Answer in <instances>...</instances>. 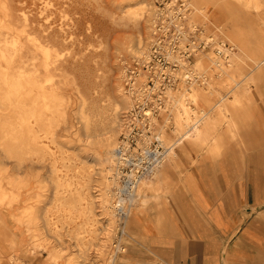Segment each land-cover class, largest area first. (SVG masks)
<instances>
[{"label": "bare ground", "instance_id": "obj_1", "mask_svg": "<svg viewBox=\"0 0 264 264\" xmlns=\"http://www.w3.org/2000/svg\"><path fill=\"white\" fill-rule=\"evenodd\" d=\"M174 1L176 0H171ZM181 1L186 9L183 16L184 24L189 31H193L198 23L204 26L213 24L217 34L224 39H221L220 44L216 39L203 34L201 30L198 36L206 43L210 42V51L208 53L193 51L192 65H189L179 52H171L169 47L163 46L166 53L171 56V61L176 62L177 68L169 70L173 82L164 88L160 96L162 106L157 112L162 120L154 114L151 119V137H155L157 145L162 147V155L153 157L149 162L152 169L149 171L151 167L146 168L149 175H140L131 191H126V186L119 187L122 194H125L119 195L120 197L112 202L107 194L112 185L117 186L116 176L120 173L119 169L129 159L118 150L119 143L118 141L116 143V136L123 127L121 110L131 105L130 97L116 85L117 98L100 106L96 104L94 95L85 96L75 76L66 78L64 75V80H53L49 73V65L51 63L55 65L61 57L57 53L53 55L48 44L41 43L31 34L33 22L40 21V17L47 15L50 0H0V105L8 106L11 114V121L5 120L0 125L1 150L6 157L19 159L22 150L48 149L47 141L54 142L51 133L54 123L58 120L68 122L69 127L76 126L75 128L82 132L85 145L95 150L93 152L95 164L99 166L96 167L95 174L100 175L104 184L100 201L105 208L104 213L108 216L105 224L107 233L115 227L118 220L124 221V229L126 227L128 229L136 211L147 206L150 201L159 208L160 198L168 191L172 194L171 190L174 188L171 189V183L164 170L169 165H176L178 152L186 151V147L191 146L194 150L203 152L212 161L218 160L224 155L228 143L233 138L242 136L254 119L252 98L249 94L251 88L257 86L259 72L264 68L262 39L264 38V0ZM133 2L132 9H128L119 17H113L112 20L115 24L123 26L131 24L137 30V37L130 45L119 44L118 47L121 46L141 56L146 53V45L141 36L143 23L145 22L147 29L149 28L148 37H151L150 27L154 22L152 19L155 12L152 0H133ZM209 5L217 8L220 17L225 20L224 25L214 24L211 21L207 15ZM43 30V36L46 38L51 35L45 28ZM178 32L179 47L184 48L188 42L187 32L185 29ZM251 40L257 41L253 47ZM24 41L29 42L33 49H30ZM224 42H228L229 46ZM189 45L191 49L194 48L191 40ZM39 67L43 69L42 76L37 72ZM178 79L180 80L176 81ZM67 81L74 86L78 94V106L73 112L74 122L66 119L64 109L66 99L61 92L62 87L58 85ZM218 82L223 91H220L222 93L218 100L210 104L207 101L210 94L219 95L213 86ZM88 98L89 102H87ZM200 101H205L204 105H198ZM99 111L106 114L103 121L97 122L92 118L100 114ZM48 112L54 116H48ZM155 125L159 126L156 130L153 129ZM167 128L171 130V136H167ZM62 152L61 165L66 167L69 156ZM50 172H56L54 162L51 163ZM125 177L128 180V175ZM179 177L178 193L184 196L191 193L197 199L198 194L188 181L189 177L184 174ZM21 182L22 180L17 176L5 175L0 171V206H3L8 213L13 205L23 201L20 192ZM54 189L55 196H60L56 198V206H60L62 210L69 208L79 211L78 205H82L81 201L84 200L82 188L72 186L71 181L62 174L57 175ZM68 197H71V200H67ZM84 209L88 213L91 212V205L87 203ZM24 213L28 215L25 222L29 229L30 225L37 223L36 211L27 209ZM158 216L159 223L161 215ZM2 219L0 217V243L10 241L8 245L13 244L16 234L6 231ZM87 224L88 222H84L83 225ZM83 232L88 230L84 229ZM31 234L33 247L45 249L39 241L37 229ZM105 241H102V246ZM120 250L125 253V248L119 244L111 251L104 264H121L126 261V256H122L126 260L117 261L115 256ZM47 255L50 260L58 264L56 260L59 254L56 251L48 252ZM9 258H14V255H10Z\"/></svg>", "mask_w": 264, "mask_h": 264}, {"label": "rangeland", "instance_id": "obj_2", "mask_svg": "<svg viewBox=\"0 0 264 264\" xmlns=\"http://www.w3.org/2000/svg\"><path fill=\"white\" fill-rule=\"evenodd\" d=\"M133 3V0H50L47 15L40 17V21L33 22L31 34L35 35L41 43L48 44L53 55L57 53L61 57L55 65L53 63L49 65V73L53 80H64V75L66 78L71 75L75 76L85 96L94 95L96 104L100 106L117 98L116 85L127 95L123 84L125 73L123 65L143 55L140 56L121 46L118 47L119 44L130 45L138 33L131 24L128 26L115 24L112 18L119 17L128 9H132ZM207 15L214 24L224 25L225 20L220 17L216 7L209 5ZM143 26L141 36L144 39L145 52L147 53L150 40L148 37L149 28L147 29L145 22ZM213 26V24L204 26L198 23L193 31L187 29L188 35H193L196 44L200 45L196 51L206 53L210 51V42L206 43L198 36L201 30L203 34L216 39V42L220 44L222 43L221 39L224 38L217 34V30ZM185 27H187L186 24ZM44 28L51 34L47 38L43 36ZM226 31L227 34L228 30L226 29ZM262 39L264 40V38ZM24 42L30 49H33L29 42ZM256 42V40H251L252 47ZM224 44L229 46L228 42H224ZM188 60L189 65H192L193 54L190 53ZM37 72L40 73V76L44 73L41 67ZM138 80V82L145 81V75L138 76ZM260 84L261 89L264 90V72L261 74ZM58 85L62 87L61 92L66 99L64 105L66 119L74 122L73 112L78 106L77 90L68 81ZM213 86L219 95L218 93L210 94V98L207 100L210 104L217 101L222 93L220 91H223L219 82ZM93 87L95 89H92ZM87 102H89V98ZM204 102L200 101L198 105H204ZM131 108L130 105L121 110L123 127L116 136V143L120 142L122 138L121 134L124 132L128 111ZM102 112L99 111L100 114L92 119L97 122L103 121L106 112L103 114ZM158 113L156 112L154 116L162 120ZM48 116L53 117L54 115L48 112ZM5 120L11 121L10 109L6 105H0V125ZM65 122L58 120L54 123L51 133L54 142L47 141L48 149L22 150L19 159H17L16 157H6L0 147V171L5 175H14L22 180L20 192L23 198V201L9 209V213L3 206H0V217L4 219L6 231L16 234L13 244L8 245L10 241L0 243L2 251L0 264H56L47 255L51 251H56L59 254L56 260L58 264H104L111 251L116 249L119 244L125 248V253L121 250L117 251L115 257L117 261L127 259L122 262L123 264H132L136 258L141 257V254H146L147 258H151L147 252L141 250L142 246L137 242V236L132 233L130 224L128 229L127 227L124 229V221L118 220L115 227H112V230L107 233L105 224L108 216L104 213L105 208L100 201L104 184L100 175L95 174L96 167H99L95 164L93 153L95 150L85 145L82 132L75 128L76 126L69 127L68 122ZM157 127L159 126L155 125L153 129L156 130ZM167 133V136L172 135L168 128ZM253 137L254 127L250 122L247 132L242 138L248 145L245 146L236 139L231 141L232 160L238 156L234 172L235 183H237L235 184L236 190L242 189V180L249 179L251 181L253 177L251 166L254 154ZM143 150L141 146H136L132 151L133 154H138ZM61 152L69 156L66 167L61 165ZM52 162L56 168L55 173L50 172ZM62 174L71 181L72 186L82 188L84 200L81 201L82 205H78L79 211L69 208L62 210L60 206H56V198H60V196H55L54 181L57 175ZM121 178L116 176L118 187L112 185L107 194L112 202L116 201L120 197L119 195L124 196L119 190ZM70 198L68 197L67 200H71ZM152 202L149 203L152 204ZM87 203L91 205L89 213L84 209ZM27 209L32 212L36 211L37 216V223L30 225L29 229L25 222L28 215L24 213ZM242 212L244 215L247 214L246 209H243ZM255 214L258 218V213ZM246 216L245 220L252 219L251 214ZM84 222H88V224L85 226ZM34 229H37V236L45 249L33 247L31 233ZM84 229L88 232L84 233ZM129 236L136 239H131ZM104 240L106 241L102 246L101 243ZM12 254L14 258H9ZM122 256H126V259Z\"/></svg>", "mask_w": 264, "mask_h": 264}, {"label": "crops", "instance_id": "obj_3", "mask_svg": "<svg viewBox=\"0 0 264 264\" xmlns=\"http://www.w3.org/2000/svg\"><path fill=\"white\" fill-rule=\"evenodd\" d=\"M259 72L256 87L251 88L254 127L252 179L242 180L235 189V164L231 141L224 155L212 161L191 146L178 152L176 165L165 168L171 191L155 203L136 211L131 224L141 250L147 252L132 264H264V90ZM241 139V140H240ZM234 148V147H233ZM238 159V158H237ZM243 169V168H242ZM186 175L198 198L178 193L179 176ZM239 186V184H238ZM154 203V204H153ZM251 214V220L242 210ZM258 213V218L256 214ZM161 221L158 223V215ZM256 217V218H255ZM153 256V257H152Z\"/></svg>", "mask_w": 264, "mask_h": 264}, {"label": "built area", "instance_id": "obj_4", "mask_svg": "<svg viewBox=\"0 0 264 264\" xmlns=\"http://www.w3.org/2000/svg\"><path fill=\"white\" fill-rule=\"evenodd\" d=\"M153 6L155 14L152 19L154 22L150 27L151 37L148 52L129 63H124L123 84L127 95L129 94L131 97L132 108L128 111L127 123L121 134L122 138L118 142V150L127 159L129 158L130 164L125 161L121 165L117 177H122L120 188L126 186V191H131L140 175L148 176L146 168L151 167L149 162L153 157L162 155V147L157 145L155 137H151V119L162 106L160 96L164 88L173 82L169 70H175L177 67L176 62L171 61V56L166 53L163 46L169 47L171 52H179L188 62L190 53L193 54V51H196L200 46L196 44L193 35H188L189 32H187L183 19L186 9L181 0L174 2L154 0ZM181 29H185L187 32L188 42L184 48L178 46L180 35L178 31ZM189 40L194 44L193 49L190 48ZM140 75H145L146 80L138 82ZM136 146H141L146 151L133 154L132 150ZM151 169L152 167L149 168V171ZM125 175H128V180ZM120 193L122 194L121 191Z\"/></svg>", "mask_w": 264, "mask_h": 264}]
</instances>
